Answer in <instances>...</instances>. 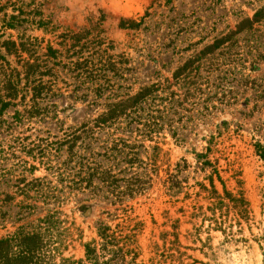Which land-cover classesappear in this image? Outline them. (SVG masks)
<instances>
[{
  "label": "rangeland",
  "instance_id": "1",
  "mask_svg": "<svg viewBox=\"0 0 264 264\" xmlns=\"http://www.w3.org/2000/svg\"><path fill=\"white\" fill-rule=\"evenodd\" d=\"M263 7L264 0H0V45L9 40L28 50L21 59L7 57L11 68L21 71L22 60L31 56L41 71L51 70L42 80L52 83L55 95L45 118L14 122V112L23 114L29 105V92H22L25 102L17 101L1 119L6 124L0 127V170L6 173L0 177V239L56 205L66 231V258L82 260L83 245L96 239L97 224L114 229L125 213L130 224H141L142 262L148 263L156 248L160 252L166 244L172 254L165 256L167 264H264V164L252 148L264 110L251 112L259 95L248 85V80L259 85L264 79V23L254 34H240L219 49L214 46ZM19 10L18 27L5 29L4 22ZM251 46L257 48L251 51ZM47 47L57 52L54 57ZM158 83L164 96L176 102L167 124L153 137L162 172L124 213L101 195L58 182L40 164L37 148L42 144L55 142L91 123L111 104ZM106 133L127 138L106 131L98 135L101 141ZM142 144L153 145L149 140ZM65 156L63 152L50 162ZM177 166L182 188L173 194L166 190L165 171L175 174ZM214 169L227 190L240 192L249 205L247 218L237 220L232 213L219 218L225 233L203 218L209 216V203L199 186H207ZM33 178L51 184V206L38 202L36 213L24 219L18 192ZM215 185L220 191L217 181ZM6 195L15 200L7 202Z\"/></svg>",
  "mask_w": 264,
  "mask_h": 264
},
{
  "label": "trees",
  "instance_id": "2",
  "mask_svg": "<svg viewBox=\"0 0 264 264\" xmlns=\"http://www.w3.org/2000/svg\"><path fill=\"white\" fill-rule=\"evenodd\" d=\"M17 13L10 15L4 22L5 29L12 30L18 27L23 12L19 10ZM263 23L264 7L255 11L251 19L239 22L234 31L217 40L214 46L219 49L226 41L234 43L233 38L240 34H254L255 27ZM39 24L43 25L41 20ZM256 48L251 46L250 50ZM2 49L3 53H1ZM24 53H28V50L22 43L16 44L7 40L0 45V127L6 124L1 120L3 115L9 109L17 107V101L25 102V95H22V92H29V105L25 108L24 115L18 111L14 112L15 123L21 122L24 117L48 116L51 107L48 105L49 100L55 96L52 83L42 80L51 70L45 68L41 71L42 66L36 60H32L31 56L22 60L23 72L11 68L7 57L15 56L21 59ZM56 53L47 47V54L54 57ZM260 58L264 59V56ZM185 70L186 66L180 72ZM35 75L39 78H34ZM248 83L249 89L259 95L257 98L255 96L256 99L253 98L251 112L264 110V79L259 85L253 80H248ZM164 91L162 84L159 83L141 88L126 100L111 104L91 123L63 133L55 142L42 144L37 148L41 156L40 164L44 165L45 170L56 177L58 182H69V185L80 189L81 193L89 191L95 196L101 195L99 197L111 200L112 204L119 206V212L124 213L127 204L142 197L151 187L153 177H157L162 172L160 150L153 137L167 124L170 111L174 109L173 105L176 103L173 99L164 96ZM261 126L255 129L252 148L255 156L264 164V121ZM106 131L127 134V138H115L106 133L104 141H101L98 135ZM144 140H149L153 145L149 148L144 147L142 144ZM63 152L66 155L63 161L55 164L50 162V158L59 159ZM48 155L51 157H47ZM177 168L175 174L167 169L165 171L166 190L173 194L182 188L181 181L178 180L181 170L179 166ZM34 171L35 168L30 169L31 173ZM5 173V170H0V177L4 178ZM215 181L220 185V191L216 188ZM22 182L25 183V180ZM49 185L51 184L46 178H33L23 184L18 192L19 197L22 198L18 204L24 219L36 213L38 202H42L46 207L51 206L47 203L50 201L47 192ZM199 187L209 203L207 207L209 216L204 214L203 218L212 219L209 220L212 229L223 231L218 221L219 218L221 220L224 218V213L226 215L232 213L237 220L248 217L247 201L240 192L233 194L227 190L217 170L214 169L207 177V186L201 184ZM32 191L34 196L30 195ZM101 192L102 194H98ZM53 199L54 204L61 203L57 196ZM5 200L8 202L15 198L6 195ZM125 215L124 213L121 216V224H117L114 229L102 222L98 223L96 239L83 245L84 258L74 260L64 257L66 246L63 237L66 231L58 208L56 205L46 208L42 218L26 223L14 234L0 239V264H167L165 256L172 254L168 253L166 244L160 252L158 247L156 248V256L148 263L139 260L138 234L141 224H130L128 216ZM173 236V243H176L174 233Z\"/></svg>",
  "mask_w": 264,
  "mask_h": 264
}]
</instances>
